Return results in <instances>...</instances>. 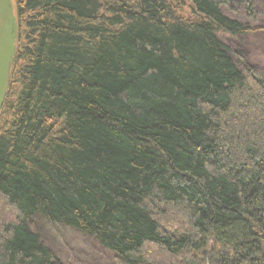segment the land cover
<instances>
[{"label": "trees", "instance_id": "trees-1", "mask_svg": "<svg viewBox=\"0 0 264 264\" xmlns=\"http://www.w3.org/2000/svg\"><path fill=\"white\" fill-rule=\"evenodd\" d=\"M15 5L0 264H65L37 216L117 264H264V66L221 33L256 0Z\"/></svg>", "mask_w": 264, "mask_h": 264}, {"label": "rangeland", "instance_id": "rangeland-1", "mask_svg": "<svg viewBox=\"0 0 264 264\" xmlns=\"http://www.w3.org/2000/svg\"><path fill=\"white\" fill-rule=\"evenodd\" d=\"M256 4L259 20L251 22L254 27L261 26V29H251L241 38L223 31L221 33L249 61L257 66H264V0H256ZM225 10L236 16L228 7ZM33 226L38 228L43 239L65 264H117L113 253L101 247L93 237L83 235L74 228L47 222L38 216L35 217Z\"/></svg>", "mask_w": 264, "mask_h": 264}, {"label": "water", "instance_id": "water-1", "mask_svg": "<svg viewBox=\"0 0 264 264\" xmlns=\"http://www.w3.org/2000/svg\"><path fill=\"white\" fill-rule=\"evenodd\" d=\"M17 38L18 19L13 0H0V110L7 95Z\"/></svg>", "mask_w": 264, "mask_h": 264}, {"label": "flooded vegetation", "instance_id": "flooded-vegetation-1", "mask_svg": "<svg viewBox=\"0 0 264 264\" xmlns=\"http://www.w3.org/2000/svg\"><path fill=\"white\" fill-rule=\"evenodd\" d=\"M13 3H14V1H13ZM14 9H15V14L17 15L15 3H14Z\"/></svg>", "mask_w": 264, "mask_h": 264}]
</instances>
